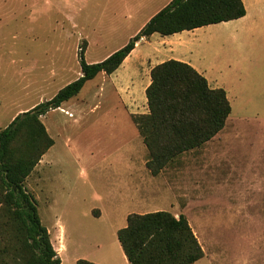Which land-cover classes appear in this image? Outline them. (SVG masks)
Instances as JSON below:
<instances>
[{"label": "rangeland", "instance_id": "obj_1", "mask_svg": "<svg viewBox=\"0 0 264 264\" xmlns=\"http://www.w3.org/2000/svg\"><path fill=\"white\" fill-rule=\"evenodd\" d=\"M169 1L0 0V130L81 75L80 48L88 64L105 60ZM260 27L257 90L237 96L203 159L187 152L151 176L148 151L120 101L122 88L109 75L99 74L40 118L54 145L24 186L62 264L117 259L116 233L127 216L156 211L187 219L204 252L194 264H264ZM145 111L142 101L132 112Z\"/></svg>", "mask_w": 264, "mask_h": 264}, {"label": "trees", "instance_id": "obj_2", "mask_svg": "<svg viewBox=\"0 0 264 264\" xmlns=\"http://www.w3.org/2000/svg\"><path fill=\"white\" fill-rule=\"evenodd\" d=\"M245 15L242 0H171L105 60L88 64L84 48L79 49L81 75L0 130V264H61L37 203L24 186L54 145L40 117L76 97L99 74L116 71L141 38L170 36ZM150 79L145 90L148 112L131 115V121L148 151L146 168L157 176L180 155L216 136L231 107L223 89H210L186 63L171 59L158 64L150 70ZM116 238L129 264H194L204 257L187 219L166 211L128 215Z\"/></svg>", "mask_w": 264, "mask_h": 264}, {"label": "crops", "instance_id": "obj_3", "mask_svg": "<svg viewBox=\"0 0 264 264\" xmlns=\"http://www.w3.org/2000/svg\"><path fill=\"white\" fill-rule=\"evenodd\" d=\"M242 2L246 15L240 19L221 22L192 31H183L170 36L153 34L148 38H141L136 43L134 49L118 69L109 75L112 82L122 88L118 90V93L120 101H124L127 105L125 106L127 108L126 114L130 121L131 115L148 112L145 90L151 82L150 70L154 66L171 59L191 66L206 79L210 89H223L229 101L231 113L233 112V102L237 101V96L241 99L245 95H250L253 90H257L256 80L259 78L260 63L256 44L259 41L258 30L261 28V24H264V1L242 0ZM250 10L254 14L250 15ZM155 14L148 17L128 37V41L136 36ZM128 41L111 51L106 57L123 47ZM136 88L138 89L136 90ZM136 94L139 97L138 102H135ZM142 101L146 111L144 113L132 112L134 107L137 109ZM44 125L49 131L48 126ZM217 135L200 147V150L196 149L190 152L198 151L199 154L196 155V158L203 159L204 156H201V153L209 150L207 143L214 141ZM146 161L144 163L145 168ZM135 172V170H129L130 175ZM61 246L63 245L61 244ZM115 252L117 259L113 258L114 262H112L113 260L107 262V259L102 260L101 257H99V261L91 260L89 262L95 264H129L120 244L116 247ZM59 253L58 251L60 258Z\"/></svg>", "mask_w": 264, "mask_h": 264}]
</instances>
